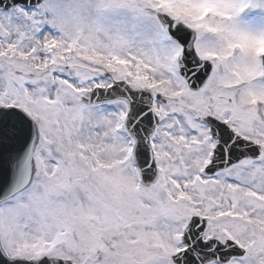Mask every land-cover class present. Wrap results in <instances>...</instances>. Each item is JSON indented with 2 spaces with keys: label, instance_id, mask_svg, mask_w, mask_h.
<instances>
[{
  "label": "snow or ice",
  "instance_id": "snow-or-ice-1",
  "mask_svg": "<svg viewBox=\"0 0 264 264\" xmlns=\"http://www.w3.org/2000/svg\"><path fill=\"white\" fill-rule=\"evenodd\" d=\"M0 264H264V0H0Z\"/></svg>",
  "mask_w": 264,
  "mask_h": 264
}]
</instances>
